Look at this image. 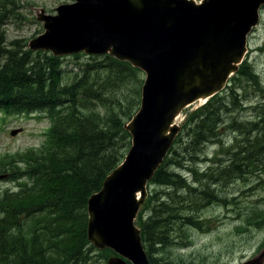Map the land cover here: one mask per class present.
Here are the masks:
<instances>
[{
	"label": "trees",
	"instance_id": "1",
	"mask_svg": "<svg viewBox=\"0 0 264 264\" xmlns=\"http://www.w3.org/2000/svg\"><path fill=\"white\" fill-rule=\"evenodd\" d=\"M6 2L0 0V23L8 15ZM9 6L11 9L18 7L12 4ZM9 46L5 34L0 31V107L11 112L48 109L54 125L48 146L42 152L36 151L29 155V170L43 179L36 178L34 181L39 188L25 196H6L0 200V210L7 207L11 211L8 221H0V228H5L6 223H18L20 215H26L33 219L32 222H37L31 228L32 233L37 235L31 245L33 253L28 251L24 240L9 235L5 230H0V252H16L33 264H78L80 251L88 244L86 214L81 206L62 200L59 191H43L40 185H50L53 177L57 181L68 174L85 187L81 193L85 202L100 189L104 178L121 162L123 154L120 155L119 144L115 139L119 136L118 132L124 135L126 132L122 130L124 122L121 124L120 119H111L115 121L116 131L103 128L97 120L109 117L115 106H121L123 101L116 97L117 92L131 81L136 83L134 98L127 105L132 107L139 104L142 84L138 79L139 71L109 56L87 57L83 63H75L78 73L71 69L73 77L65 79L67 71L63 68L61 58L42 51L19 54L18 51L8 49ZM79 56L77 54L73 58L78 60ZM117 76H124V79L119 80ZM216 102L213 100L206 107H199L187 121L192 156H196L207 141L215 139V142H220L214 133L217 122L214 116ZM98 107L106 109L104 116L96 112ZM68 136L71 142L66 144L64 138ZM259 146L264 147V142L259 143ZM238 149V152L231 155L229 164L221 167L218 172L199 173L193 167H185L199 185L202 200H211L210 204L213 203L215 195L211 184L216 185L219 179L238 177L242 167L250 165L248 151L242 146ZM61 154L63 165L53 168L55 162L47 160H59ZM168 155L155 171L149 185L165 187L170 192L161 196H148L137 215L150 264L154 263L155 246L168 243L170 226L173 227L177 222L192 228L198 226L192 214L188 213L187 217V213H181L186 199L177 195L186 192L194 194L196 189L186 185L181 175L166 169ZM191 158L190 161L198 162L197 157ZM35 209L44 210L48 214L56 213L57 218L43 226L40 219L30 215ZM143 212L147 213L145 220ZM52 227L56 228L51 231Z\"/></svg>",
	"mask_w": 264,
	"mask_h": 264
},
{
	"label": "water",
	"instance_id": "2",
	"mask_svg": "<svg viewBox=\"0 0 264 264\" xmlns=\"http://www.w3.org/2000/svg\"><path fill=\"white\" fill-rule=\"evenodd\" d=\"M73 1L61 5L55 16L39 17L44 33L30 43V48L55 56L108 53L145 73L140 108L126 126L131 148L123 162L105 178L100 191L89 197L87 236L97 248H110L131 264H149L134 221L146 197V182L162 163L179 131L171 124L183 109L224 88L242 58L245 37L257 23L258 9L264 0H242L237 18L225 23L223 19L230 15L228 8L240 0H203L201 4L194 0H119L115 1L117 6L125 5L131 17L120 33L108 21L102 0ZM144 42L154 43L167 56L175 83L178 87L184 85L177 101L157 104L160 81L152 70L153 54L139 46ZM188 55L200 61V70ZM197 76L208 84L198 85ZM136 174V180L125 187L129 177ZM116 198L120 204L115 212L123 216L124 231L120 230L121 225H113L108 214ZM123 241L126 245L131 243L132 248H124ZM263 262L264 251L244 264ZM107 264L126 262L114 257Z\"/></svg>",
	"mask_w": 264,
	"mask_h": 264
},
{
	"label": "rangeland",
	"instance_id": "3",
	"mask_svg": "<svg viewBox=\"0 0 264 264\" xmlns=\"http://www.w3.org/2000/svg\"><path fill=\"white\" fill-rule=\"evenodd\" d=\"M69 2L70 0H7L6 12L8 15H6L5 21L0 23V31L5 34L6 43L11 45L8 49L18 51L19 54L27 51V41L43 31L41 23L36 20L40 9L43 8L47 13H50L52 8ZM9 4L18 7L17 9H11ZM249 46L252 52L245 62L248 75L235 79L236 82L232 87L234 88L233 91L239 96L252 91L253 95L248 102V107L254 108L255 106V108L247 115L234 113L231 97L220 96L227 103V109L230 110L226 114H231L223 127L218 126V128L222 127L220 132L215 133L222 143L205 144L196 156H192L191 146L189 145L191 137L188 136L189 126L187 121L202 104L195 103L187 107L176 121L180 127V133L176 137L167 157L166 169L181 175L186 185L196 189L193 191L194 194L186 192L177 195L186 199L181 213H187V217H189L188 213L192 214L199 224L197 228L180 225L178 222L174 223L173 227L170 226L168 243L165 246L163 244L155 246L153 264H240L255 256L261 247H264V154L262 155V164L258 166L260 171L258 175L243 178L239 175L238 177L234 176L233 179H219L216 185L211 184L215 201L210 205H206V202L202 200L199 185L186 172L190 167L195 168L199 173L218 172L222 166L229 164L232 158L231 155L235 153L236 149L240 148L239 141L241 139L238 131H224L230 119H234L238 123H245L241 126L263 121L261 117L264 116V8L260 10V22L256 31L249 36ZM79 55L78 60L71 56L62 58L63 68L67 71L65 79L73 77V73H70L71 69L74 73H78L75 63H83L86 60L85 55ZM144 77L145 74L139 71L138 79L143 81ZM116 78L123 80L124 76H117ZM135 85V81H131L117 92L116 97L123 103L120 107L115 106L109 117L99 118L97 122L100 126L107 128L109 131H116L115 121L112 122V118L120 119L121 124L123 122L128 123L131 120L140 105V103L132 107L127 105L128 101L134 98ZM96 112L104 116L106 109L98 107ZM32 114L40 115L41 113L35 112ZM47 126L48 123L45 121L27 123L26 117L22 119L8 118L3 130L0 129V170L8 171L9 174L14 173V171L7 169L6 158L14 153L25 152L28 147H38L43 141L42 137L38 135V131ZM28 130L34 133L33 137H27ZM14 133L15 135H13ZM118 133L119 136L115 141L119 144L120 155L123 154L122 161L131 147V136L128 133H125V135L122 132ZM64 142L66 144L70 143L71 137H65ZM218 153L221 154L218 155ZM60 156L59 160L50 159L47 161L55 162L52 167L56 168L63 165L62 161L64 159L62 154ZM191 157H197L198 162L190 161ZM19 165L23 166V164ZM21 169H25L21 172L25 174L27 167ZM245 170L252 171L253 166L244 165L240 173ZM49 183L50 185L41 184V190L47 192L57 190L62 200H68L71 204L81 206V209L85 213L87 212L85 197L82 199L81 196L85 188L82 183L68 174L60 177L57 181L56 177H53ZM17 184L18 182L8 181L7 178L0 179V196L21 194L25 188ZM128 185H130L129 179L125 187ZM147 191L149 197L153 195L161 196L163 193L170 192L165 187H159L155 184L147 186ZM111 211L110 208L108 210L109 218H111ZM39 217L43 218L40 214ZM142 217L145 220L147 213L143 212ZM23 219L25 218L19 219L21 223ZM25 220L28 221L24 225L26 228L25 235L28 239V231L32 224L36 222H32V218ZM82 249L87 251L86 260L82 264H106L109 257L116 256L109 249L96 252L92 249L89 250V246L86 245Z\"/></svg>",
	"mask_w": 264,
	"mask_h": 264
},
{
	"label": "bare ground",
	"instance_id": "4",
	"mask_svg": "<svg viewBox=\"0 0 264 264\" xmlns=\"http://www.w3.org/2000/svg\"><path fill=\"white\" fill-rule=\"evenodd\" d=\"M115 1H119V0H102V2H100V3L102 5H104L106 7V9H107L106 13L108 14V21L112 25H114L116 27V29H117V32L120 33V29L123 30V29H125L127 27L126 25L129 23V19L131 17H130V14H128L129 11L127 10L126 6L123 5V4L117 6ZM241 3H243L242 0H240L239 2L233 4L230 8H228L227 11L229 12L230 15L225 17L223 19L222 23H225L227 21L228 22H230V21L232 22L233 19L237 18L238 14L240 12V8H241V7H239L240 6L239 4H241ZM98 23H100L99 20H98ZM133 35H137V34L134 32ZM139 46L144 51H146V53L153 54V56L151 57L153 59V62H152V65H151V66H153L152 70H153V72L156 73V76H158L159 81H160V87H159V93H158L159 95H158V98H157V104L158 105H160V103L161 104L162 103L169 104L171 101H177V99L181 96V93L179 91L185 90V87H184V85H180V87H178V84L175 83V80L173 79V74L170 71L171 67H170L169 63L167 62V60H166L167 56L164 55V53H162V51L157 46H155V44L152 43V42H150V43L144 42V43H142ZM188 57L191 59V61L193 60V63L195 64L196 69L200 70V68L202 67L200 61L197 58H194V57L191 58L190 55H188ZM208 75H209V73H208ZM196 82H197L198 85L208 84L206 82V79L201 80V79L198 78V76L196 78ZM136 178H137V174L135 176H130V178H129L130 183L132 181L134 182L136 180ZM147 184H148V181L146 182V190H147V186H148ZM118 198H116V200H115L116 203H115L113 208L111 206L112 203L110 204V208L112 210L111 211V217H112L111 219H112L113 225L115 224V227H117L116 225H118V226L121 225L122 227H120V230L124 231L125 227L122 225L123 224L122 223L123 222L122 221L123 220V216L115 212V210L118 209L117 206L120 204V200ZM120 212L123 214L122 210H120ZM140 239H141V242H142V238L141 237H140ZM123 243L125 245L124 248H128V247H130L129 249L132 248L131 243H129L130 245H126L124 241H123Z\"/></svg>",
	"mask_w": 264,
	"mask_h": 264
},
{
	"label": "flooded vegetation",
	"instance_id": "5",
	"mask_svg": "<svg viewBox=\"0 0 264 264\" xmlns=\"http://www.w3.org/2000/svg\"><path fill=\"white\" fill-rule=\"evenodd\" d=\"M237 74H239V75L236 76V79L241 78L242 76H244V71L238 70ZM234 82H236V81H234ZM252 85L254 87L253 80H252ZM251 94H253L252 91H249L248 93H244V94H242V96H238L236 98L237 104H241V106H239V110H240L241 114H242V111H246L245 108L248 104V100H250ZM263 99H264V97H263ZM247 130L249 132H253L255 130V128L254 127H248Z\"/></svg>",
	"mask_w": 264,
	"mask_h": 264
}]
</instances>
